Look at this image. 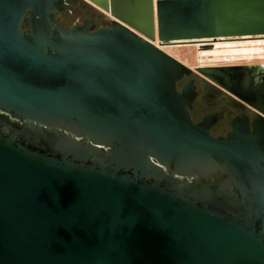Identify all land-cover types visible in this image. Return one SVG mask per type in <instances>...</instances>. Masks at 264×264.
I'll use <instances>...</instances> for the list:
<instances>
[{
  "label": "water",
  "instance_id": "obj_1",
  "mask_svg": "<svg viewBox=\"0 0 264 264\" xmlns=\"http://www.w3.org/2000/svg\"><path fill=\"white\" fill-rule=\"evenodd\" d=\"M78 1L109 25L0 0V264H264V100L196 68L262 115L214 137L157 46L262 37L264 0Z\"/></svg>",
  "mask_w": 264,
  "mask_h": 264
},
{
  "label": "flooded vegetation",
  "instance_id": "obj_2",
  "mask_svg": "<svg viewBox=\"0 0 264 264\" xmlns=\"http://www.w3.org/2000/svg\"><path fill=\"white\" fill-rule=\"evenodd\" d=\"M89 12L97 14L96 11L90 10L82 2L78 0H72V4L69 8L63 9L58 17L57 21L61 27L71 28L76 24H83L87 19L93 20L96 28L102 26H108L109 23L103 19L97 17H92ZM30 15H27L29 17ZM29 28L25 24L23 31L27 33ZM239 40H255L264 41V36L262 37H246V38H228V39H218L210 45H201L203 47L215 45L214 42L220 41H239ZM248 42V41H244ZM241 68L243 74L249 77V85L246 89L247 93L255 95L254 98L264 100V63H227V64H217L211 66H203L197 68ZM192 82L195 86V98L193 101L192 109L190 110L192 119L195 124L204 122L208 117L211 121V134L214 137H228L230 133L233 132L234 127L238 123H243L246 119L250 125L251 131H253L252 125L256 121L257 123H262V115L252 107L245 104H237L230 98L226 97L220 92V89L209 86L205 83L204 78L201 74L193 70V73L186 76L184 84L180 87V92L183 88ZM257 93V94H256ZM259 94V95H258ZM264 107V103H262ZM15 122V121H14Z\"/></svg>",
  "mask_w": 264,
  "mask_h": 264
},
{
  "label": "rangeland",
  "instance_id": "obj_3",
  "mask_svg": "<svg viewBox=\"0 0 264 264\" xmlns=\"http://www.w3.org/2000/svg\"><path fill=\"white\" fill-rule=\"evenodd\" d=\"M205 40L203 43H185V44H178V45H170V46H161V48L166 51L168 54L172 55L179 61H181L186 66L190 67L191 69L195 70L197 67L203 66H211L217 64H227V63H264V41H255V40H239V41H232L234 44L238 46V52L234 55V60L231 59L229 56L232 54L231 52H219L218 54L221 58L217 57H205L201 58L200 50L201 45H207L213 42H207ZM210 41V40H209ZM212 41V40H211ZM248 41V42H244ZM216 44H231V41H220L214 42ZM206 47V46H205ZM208 50L215 49L213 47H206ZM212 48V49H211ZM240 53V54H238ZM249 53V54H248ZM238 54V55H237ZM252 54V55H251ZM228 57L229 60H225V57ZM252 56V57H251ZM254 58V59H252ZM260 58V59H259ZM225 60V61H224ZM232 61V62H231Z\"/></svg>",
  "mask_w": 264,
  "mask_h": 264
},
{
  "label": "bare ground",
  "instance_id": "obj_4",
  "mask_svg": "<svg viewBox=\"0 0 264 264\" xmlns=\"http://www.w3.org/2000/svg\"><path fill=\"white\" fill-rule=\"evenodd\" d=\"M209 41V40H208ZM207 41V42H208ZM204 43V42H203ZM205 45V44H204ZM207 45H210V43L209 44H207ZM223 44H216V45H214L215 46V49H213V50H208L206 47H208V46H206V47H201V52H200V57L201 58H205V57H217L218 59L219 58H221V56L218 54L219 52H231L232 54L229 56L231 59H235L234 58V55H236V53L238 52V46L236 45V44H234V43H227V44H225V46H222ZM210 47V46H209ZM212 49V48H211ZM219 50H221V51H219ZM238 54H240V53H238ZM237 54V55H238ZM249 54V53H248ZM252 55V54H251ZM261 55H264V54H260V56ZM252 57V56H251ZM225 60H229V58L226 56L225 58H224ZM252 59H254V58H252ZM260 59V58H259ZM224 60V61H225ZM232 62V61H231Z\"/></svg>",
  "mask_w": 264,
  "mask_h": 264
},
{
  "label": "built area",
  "instance_id": "obj_5",
  "mask_svg": "<svg viewBox=\"0 0 264 264\" xmlns=\"http://www.w3.org/2000/svg\"><path fill=\"white\" fill-rule=\"evenodd\" d=\"M157 46H159L161 48V46L159 44H157Z\"/></svg>",
  "mask_w": 264,
  "mask_h": 264
}]
</instances>
